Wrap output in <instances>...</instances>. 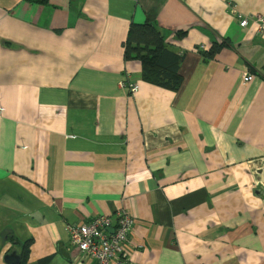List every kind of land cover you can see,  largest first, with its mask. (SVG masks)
<instances>
[{
	"label": "crops",
	"instance_id": "obj_1",
	"mask_svg": "<svg viewBox=\"0 0 264 264\" xmlns=\"http://www.w3.org/2000/svg\"><path fill=\"white\" fill-rule=\"evenodd\" d=\"M256 15L264 0H0V264H96L66 227L117 209L125 264H264ZM145 22L183 57L175 91L124 59Z\"/></svg>",
	"mask_w": 264,
	"mask_h": 264
},
{
	"label": "built area",
	"instance_id": "obj_2",
	"mask_svg": "<svg viewBox=\"0 0 264 264\" xmlns=\"http://www.w3.org/2000/svg\"><path fill=\"white\" fill-rule=\"evenodd\" d=\"M231 13L238 19V25L244 27L247 24L245 18L231 8ZM257 33L264 35V19L260 15L255 16ZM244 81L251 80V75H245ZM130 93L137 91V85L125 81ZM114 224L109 216L99 215L78 225H69L66 231L69 234L72 247L81 254V257L93 261L96 264H125L124 246L132 231L133 220L123 209H117L114 213ZM111 230V232H109Z\"/></svg>",
	"mask_w": 264,
	"mask_h": 264
},
{
	"label": "trees",
	"instance_id": "obj_3",
	"mask_svg": "<svg viewBox=\"0 0 264 264\" xmlns=\"http://www.w3.org/2000/svg\"><path fill=\"white\" fill-rule=\"evenodd\" d=\"M224 44L212 43L201 54L205 59H210ZM123 48L125 61L139 63L143 81L171 91L178 89L181 81L179 66L183 57L166 48L155 26L148 22L131 24ZM47 260L43 258L35 264H45Z\"/></svg>",
	"mask_w": 264,
	"mask_h": 264
},
{
	"label": "water",
	"instance_id": "obj_4",
	"mask_svg": "<svg viewBox=\"0 0 264 264\" xmlns=\"http://www.w3.org/2000/svg\"><path fill=\"white\" fill-rule=\"evenodd\" d=\"M109 232H111V230H109ZM2 260L6 264H19V257L15 254V252H10V253L5 254L2 257Z\"/></svg>",
	"mask_w": 264,
	"mask_h": 264
}]
</instances>
